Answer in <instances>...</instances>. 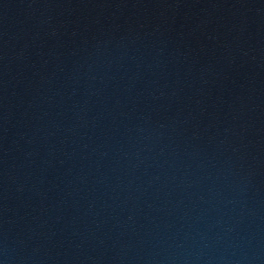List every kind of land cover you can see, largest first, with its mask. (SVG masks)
I'll return each instance as SVG.
<instances>
[{"label":"water","instance_id":"obj_1","mask_svg":"<svg viewBox=\"0 0 264 264\" xmlns=\"http://www.w3.org/2000/svg\"><path fill=\"white\" fill-rule=\"evenodd\" d=\"M0 264H264V0H0Z\"/></svg>","mask_w":264,"mask_h":264}]
</instances>
